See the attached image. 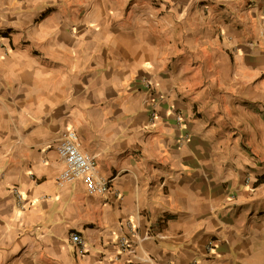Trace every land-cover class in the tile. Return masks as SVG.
<instances>
[{
    "label": "crops",
    "instance_id": "0c3cea01",
    "mask_svg": "<svg viewBox=\"0 0 264 264\" xmlns=\"http://www.w3.org/2000/svg\"><path fill=\"white\" fill-rule=\"evenodd\" d=\"M0 264H264V0H0Z\"/></svg>",
    "mask_w": 264,
    "mask_h": 264
},
{
    "label": "built area",
    "instance_id": "2783aa9c",
    "mask_svg": "<svg viewBox=\"0 0 264 264\" xmlns=\"http://www.w3.org/2000/svg\"><path fill=\"white\" fill-rule=\"evenodd\" d=\"M177 119L178 122H182L180 117ZM57 148L66 163V168L59 179L61 185L80 181L86 187L87 193L92 197L104 196L111 190L110 182L97 175L94 157L82 152L76 132L68 131L59 142ZM14 193L21 202L22 198L19 191L14 189ZM73 241L78 245L79 252L83 254L85 252L83 239L78 235H74ZM124 247L128 249L127 245H124Z\"/></svg>",
    "mask_w": 264,
    "mask_h": 264
}]
</instances>
